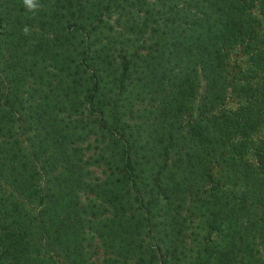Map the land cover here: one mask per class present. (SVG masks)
Segmentation results:
<instances>
[{"label":"trees","instance_id":"16d2710c","mask_svg":"<svg viewBox=\"0 0 264 264\" xmlns=\"http://www.w3.org/2000/svg\"><path fill=\"white\" fill-rule=\"evenodd\" d=\"M39 3L0 0V264H264V0Z\"/></svg>","mask_w":264,"mask_h":264},{"label":"rangeland","instance_id":"374dc122","mask_svg":"<svg viewBox=\"0 0 264 264\" xmlns=\"http://www.w3.org/2000/svg\"><path fill=\"white\" fill-rule=\"evenodd\" d=\"M246 63V58L243 57L241 50L237 49L236 51L233 52L231 56V64L234 66H240L242 69L244 68V65ZM85 150H87L86 155H91L93 153H98L102 146L97 144L95 139H91L88 141L86 144H84ZM93 171L98 178V180L104 181L106 172L104 169H96L93 168ZM93 244H94V253H95V261H102L104 260L108 255L106 254L104 248L101 245V242L99 241L98 238L93 236Z\"/></svg>","mask_w":264,"mask_h":264},{"label":"clouds","instance_id":"9594fccd","mask_svg":"<svg viewBox=\"0 0 264 264\" xmlns=\"http://www.w3.org/2000/svg\"><path fill=\"white\" fill-rule=\"evenodd\" d=\"M23 6L25 7V9L28 12H32L35 13L38 10L41 9V7H43L40 3L39 0H23ZM23 34L25 36L30 35V28L28 27V25H25L22 29Z\"/></svg>","mask_w":264,"mask_h":264}]
</instances>
